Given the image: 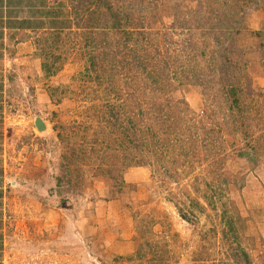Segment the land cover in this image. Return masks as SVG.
I'll list each match as a JSON object with an SVG mask.
<instances>
[{
	"label": "rangeland",
	"instance_id": "1",
	"mask_svg": "<svg viewBox=\"0 0 264 264\" xmlns=\"http://www.w3.org/2000/svg\"><path fill=\"white\" fill-rule=\"evenodd\" d=\"M7 1L0 264H264V0Z\"/></svg>",
	"mask_w": 264,
	"mask_h": 264
},
{
	"label": "trees",
	"instance_id": "2",
	"mask_svg": "<svg viewBox=\"0 0 264 264\" xmlns=\"http://www.w3.org/2000/svg\"><path fill=\"white\" fill-rule=\"evenodd\" d=\"M18 1V0H17ZM14 3H17V2H15L14 0H8L7 1V5H9V4H11V5H13ZM3 4V2H2V0H0V6ZM29 22H15V20L13 19V18H7V23L6 22H4L3 21V18L2 17H0V36L2 35V29H4V28H9V29H15V30H18V29H21V28H23V29H31V28H33L34 27V24H28ZM39 26H38V24H36L35 25V28H38ZM42 67V69L46 72V70L49 68L48 66H47V64H46V62L45 63H43V65L41 66ZM131 131V130H130ZM127 132H128V136H129V129L127 128L126 129V131L124 130V133L127 135ZM136 144V143H135ZM146 144L144 143V142H142V141H140L139 140V143L138 144H136V145H134L133 146V149L135 150V148H139V147H141V146H145ZM146 147V146H145ZM135 152H136V150H135ZM131 157H132V159L133 160H138L137 158H136V156L134 155H131Z\"/></svg>",
	"mask_w": 264,
	"mask_h": 264
}]
</instances>
